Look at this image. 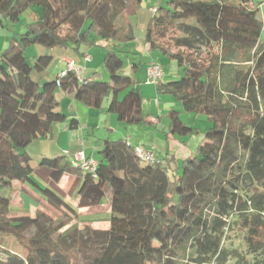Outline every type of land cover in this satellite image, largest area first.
<instances>
[{
    "label": "trees",
    "instance_id": "16d2710c",
    "mask_svg": "<svg viewBox=\"0 0 264 264\" xmlns=\"http://www.w3.org/2000/svg\"><path fill=\"white\" fill-rule=\"evenodd\" d=\"M142 2L0 0V21L14 34L11 52L0 56V264H264V24L252 0H168L147 26V50L182 70L164 77L158 93L209 122L196 155L181 167L173 169V158L140 160L128 140L103 141L96 173L74 168L69 159L41 160L57 182L76 175L79 208L99 206L111 195L108 228L64 235L74 219L64 209L74 212L53 191L40 188L57 217L12 215L11 200L2 195L15 181L39 187L27 149L67 121L58 88L91 108L110 99L109 112L124 125L150 124L139 83L123 71V51L110 45L136 40L130 19ZM31 7L40 9L38 18L20 34L21 16ZM101 40L109 42L107 81L98 73L79 81L71 70L44 84L32 77L53 58L38 55L32 63L30 47L79 51ZM167 118V136L199 135L178 110ZM70 126L78 129V121Z\"/></svg>",
    "mask_w": 264,
    "mask_h": 264
},
{
    "label": "crops",
    "instance_id": "0c3cea01",
    "mask_svg": "<svg viewBox=\"0 0 264 264\" xmlns=\"http://www.w3.org/2000/svg\"><path fill=\"white\" fill-rule=\"evenodd\" d=\"M252 2L254 5L259 6L261 14L264 11V0H252ZM159 6L160 4H147L146 1L143 0L141 10L130 19L131 24L135 29L136 40L128 43L127 46H122L116 43L110 44L112 48L118 51H123L125 54L132 56L133 66L134 63L138 64L136 70H132V72L130 71L128 74L134 77V79L137 80L140 85L141 92L145 100V111L147 114H149L146 119L150 122V124L143 123L141 125L133 126L124 125L118 120L116 115L109 112L108 104L110 103H106V100L100 109L91 108L77 101L73 92L68 93L61 89L65 93H60L59 91L58 97V91H56L55 96L60 103L59 110L67 116V121L56 127L55 133L51 138H38L34 140L27 149L29 155L32 158L31 163L34 168L33 180L39 186V189L46 188L53 191L68 205L70 204L67 201V196L71 197L72 200L70 201L72 202L71 205H73L71 208L77 210V212H83L81 211L83 208H79L78 206V190L77 188L73 187L76 181V175L65 174L59 182L53 180L51 170L48 167L47 169L44 168V166H41L40 164L43 158H64L65 160H68L76 152L84 150L88 157L99 160L100 147L103 141L108 139L110 141L128 140L133 146L142 145L145 148L153 149L157 155V158L163 162L167 158H173L175 162L179 156L187 157L188 154L191 155L192 152L196 153L197 147L203 142L204 135L209 128V122L207 119L202 120V117L200 116L194 117L190 115V113L183 112L181 104L176 102L172 96L159 94L157 86L154 84H148L146 81V70L153 62L159 63L162 68H164L163 70H165V79L177 78L182 73V70L178 68L175 61L163 56L159 51L149 52L145 45L146 30L151 20L150 19L148 21V14L149 16L151 15L153 17L150 9L155 7L158 8ZM38 15L39 14L35 13V19L38 18ZM136 30L139 31V36ZM13 44V38L11 37L10 33L5 32L4 26L0 21V56L8 49L9 50L7 53H10L14 47ZM108 44L109 42L101 40L97 44L99 49H93L87 46L81 47L79 51H76L72 48H66L58 51L59 53H56L57 51H55V49L48 51L43 46L35 45L29 48L28 55L32 59L38 55L44 54H49L52 56V58L58 56L62 62L58 67L61 70L60 74L67 70V60L70 59L82 69L83 77H89L93 79V75L97 74V71L101 70V74L99 72L98 75L103 80L107 81L109 79V75H107L108 73H106L107 71H105V68L103 67H105V47L108 46ZM140 56L142 61L140 60L138 63L137 59ZM86 57H89L90 60L86 61ZM145 58L147 59V62H145L144 66H141ZM163 63L169 65V67L172 68L173 75L169 76V74H167ZM57 76L58 74L53 77ZM48 77L51 76L48 75ZM172 109L178 110L180 112L181 119L199 131V135H195V137L197 136L198 141L196 147H190L187 140L177 139L176 135H166L170 125L167 115ZM185 116H188L187 120H184ZM72 119H76L78 121V129L71 128L70 121ZM199 123H201L202 126H199ZM191 139L192 137L188 138V141ZM173 144H175V146H172ZM174 162L171 163L172 167ZM36 172L42 173L43 176H37L35 174ZM29 188L30 187H28L25 183L15 181L12 183V187L9 188L10 194H5V196L11 200V205L14 200L19 204L24 205L23 198L25 199L26 195L29 197L33 194L32 189ZM40 198L47 211H43L39 207L34 209V211L32 207L30 211L28 210L29 213L27 212L26 214L16 215L34 216L39 211L45 212L47 214L50 211H53L54 208L48 203V200L43 194ZM96 207L85 208V210L94 211ZM24 209L26 208L24 207ZM54 210L56 211V209ZM64 210L70 215L74 214L66 209Z\"/></svg>",
    "mask_w": 264,
    "mask_h": 264
},
{
    "label": "rangeland",
    "instance_id": "374dc122",
    "mask_svg": "<svg viewBox=\"0 0 264 264\" xmlns=\"http://www.w3.org/2000/svg\"><path fill=\"white\" fill-rule=\"evenodd\" d=\"M146 1L147 4H150V3H154V4H166V2L168 0H144ZM40 12V9L37 8V7H31L29 8L27 11H25V13L21 16V21L22 23L18 24L17 26V30L19 31L20 34H23L26 32V24L30 21H34L35 20V13L36 14H39ZM152 14V13H151ZM259 17L261 19V21L263 22L264 24V11L259 14ZM152 18V16L148 14V21ZM24 21V22H23ZM5 32L6 33H10L11 37L13 38V32L11 33L8 28H5ZM136 32L138 33V36H139V31L136 30ZM18 36V39H20V36ZM260 43L264 44V29H263V33L261 35V39H260ZM122 46H127L128 43L126 44H121ZM89 48H93V49H97L98 46H89ZM46 49V48H45ZM55 51H57L56 53H59L58 51H61V49H66V48H61V47H56L54 48ZM99 49V48H98ZM48 51H50L49 49H47ZM94 51V50H93ZM121 57L124 59V67H123V71L125 73H128V72H132V67H133V58L132 56H129L127 54H125L124 52L123 53H120ZM29 56V55H28ZM140 57H138L137 59V62L139 63L140 60L142 61V59H140ZM29 60L30 62L33 63V60L31 57H29ZM145 62H147V59L145 58L144 62L141 64V66H144L145 65ZM161 62V61H160ZM61 60L58 56H55L51 62V64L45 69L43 70L42 72H37V71H34L33 74H32V77L34 79H38V77L40 76L42 79H41V83L44 84L45 82L49 81V80H52L56 77H53V76H56L57 74L59 75L61 73V70L58 68L59 65H61ZM159 64V63H158ZM164 64V63H163ZM165 68H166V72L167 74L170 75H173L172 73V68L169 67V65L167 64H164ZM105 68V67H103ZM142 68V67H140ZM65 69V68H64ZM164 69V68H163ZM66 70V69H65ZM106 71V70H105ZM165 71V70H164ZM98 73L100 72L101 74V70L100 71H97ZM107 73V72H106ZM48 75H50L51 77H48ZM108 75V74H107ZM39 77V79H40ZM45 78V79H44ZM56 91L57 92V96L59 97V91L60 93H65L64 91H62L60 88H58ZM56 93V92H55ZM110 103V100L108 99V101L106 100V103ZM109 106V104H108ZM194 117H197V115L195 114H190ZM200 117H202L201 119H207L205 115H199ZM188 119V116H185L184 117V120H187ZM196 119V118H195ZM199 126H202L201 123H199ZM176 138L177 139H182V140H187V142L189 143L190 147H196V145L198 144V141H197V136H192V139L188 141V138L190 137H181V136H178L176 135ZM171 144V143H170ZM172 146H175V144H173ZM194 155H196L195 152H192V154H188L187 157H182V156H179L177 157V161H175L173 164V169L174 168H178V167H181L182 164H183V161L185 159H188V158H191L193 157ZM178 166V167H177ZM44 168L47 169L46 166H44ZM177 172V171H176ZM34 174V173H33ZM37 176H40L42 177V173L40 172H36L35 173ZM170 175L171 177L173 176L172 172H170ZM28 187H30L29 189H32V192L33 194L31 196H25L26 198L24 199L23 198V203L24 205L22 204H19L18 202H16L14 200V202L12 203L11 205V214L12 215H15V216H20V215H16V214H26L27 212L29 213L30 209L33 207V210L36 209L37 207L41 208V210L43 211H47L46 208H45V205L42 204V201H41V198L42 197V192L41 190L39 189V187H36L34 186L33 184H30V183H25ZM8 195L10 194V189H6V191L4 190L2 195ZM22 195H25V194H22ZM72 200L71 197H68L67 196V201L69 202V206L70 207H73L72 202L70 201ZM24 207L26 209H24ZM75 208V207H74ZM73 209V208H72ZM29 210V211H28ZM35 211V210H34ZM83 212H77V210L73 209V216H74V219L73 221L68 225L66 226L63 230H62V233L64 235H67L69 233H71L74 229L76 228H86V227H91V228H108L109 225H110V218H111V214H112V211H111V195L110 194H107L101 204L99 206H97L94 211H91V210H85V208H83V210H81ZM53 212V213H51ZM60 212L58 211H55L53 209V211H50L48 214H51L53 217H57L59 215ZM31 214V213H30ZM33 215H34V212H33ZM78 256V254L76 252H72L71 253V257L73 259H76Z\"/></svg>",
    "mask_w": 264,
    "mask_h": 264
},
{
    "label": "built area",
    "instance_id": "2783aa9c",
    "mask_svg": "<svg viewBox=\"0 0 264 264\" xmlns=\"http://www.w3.org/2000/svg\"><path fill=\"white\" fill-rule=\"evenodd\" d=\"M150 12L152 15H155L157 13V8H151ZM90 58L86 57V61H89ZM68 66L67 70L74 71L79 79V81H82V69L76 65V63L73 60H67ZM62 73V75H65V73ZM165 77V72L162 68V66L158 63H151L147 70H146V81L148 84H154L158 85V83ZM135 154L136 156L142 160V161H150L154 162L159 160L157 158V155L153 149L145 148L142 145L134 146ZM71 165L76 168L80 169L82 171L90 172V173H96L98 169V161L90 158L87 156L84 150L76 152L74 155L70 158Z\"/></svg>",
    "mask_w": 264,
    "mask_h": 264
},
{
    "label": "bare ground",
    "instance_id": "6f19581e",
    "mask_svg": "<svg viewBox=\"0 0 264 264\" xmlns=\"http://www.w3.org/2000/svg\"><path fill=\"white\" fill-rule=\"evenodd\" d=\"M71 158V157H70ZM70 160V159H69Z\"/></svg>",
    "mask_w": 264,
    "mask_h": 264
}]
</instances>
